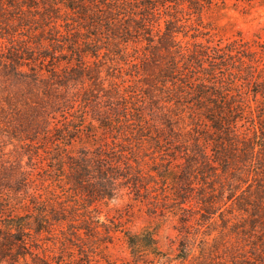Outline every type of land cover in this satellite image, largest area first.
<instances>
[{"label":"trees","instance_id":"trees-1","mask_svg":"<svg viewBox=\"0 0 264 264\" xmlns=\"http://www.w3.org/2000/svg\"><path fill=\"white\" fill-rule=\"evenodd\" d=\"M214 1L0 0L9 54L0 65L59 99L53 111L61 107L65 121L43 134L56 141L50 171L89 202L78 222L70 208L50 214L33 201L28 177L0 180V264H70L68 249L110 242L117 230L129 263L143 264L144 251L158 249L152 232L131 233L88 210L124 190L151 211L177 212L182 227L190 216L207 227L219 219L236 238L227 247L218 232L226 262L264 264V64L241 39L183 40L187 21ZM119 61L133 67L127 85L114 80ZM77 82L88 85L66 98L61 89ZM81 138L88 144L76 147ZM178 244L184 261L194 244L188 236Z\"/></svg>","mask_w":264,"mask_h":264},{"label":"rangeland","instance_id":"rangeland-1","mask_svg":"<svg viewBox=\"0 0 264 264\" xmlns=\"http://www.w3.org/2000/svg\"><path fill=\"white\" fill-rule=\"evenodd\" d=\"M200 17L198 19L196 14H193L187 21L185 30L188 33L183 39L184 42H192L194 39L205 41L210 35L215 41L221 40L223 43L234 38L241 39L247 47L256 52L255 56L264 64V0H225L224 3L217 0L211 6L205 7ZM7 45V42L0 39V59L8 60ZM121 62L122 68L114 73V80L119 86L130 82L132 77L129 73L133 68ZM23 70L28 71V68L24 67ZM87 85L85 82L84 84L77 82L61 91L67 98L81 93ZM104 85H107L106 81ZM58 100L56 97H45L40 84L15 74L11 66L0 65V180H3L1 183L4 184L16 185L18 179L28 177L31 180L28 186L34 187L33 190L36 189L38 193L32 200L42 209L54 214L60 212L61 208H70V212L76 214L72 218L79 222L88 214L84 207L89 202L86 203L82 196L72 191L63 181L56 179L54 172L57 171H50V165L53 163L47 153L55 147L56 141L48 142L43 135L47 126L51 128L65 121L61 107L53 111V108L57 107L54 104ZM129 100L132 104L133 100L131 98ZM98 104L102 109L103 101L100 100ZM79 113H74V116H78ZM33 138L34 140L31 141ZM108 140L110 141L111 138ZM88 141L87 138H81L75 141L74 145L80 147L82 144H88ZM20 170L26 172V176ZM122 193L114 198L92 203L88 206V210H95L92 213L98 215L102 221L117 222L116 226L128 229L131 233L144 230L152 232L157 239L158 249L156 253L144 251L140 261L143 264H235V262H226L228 259L226 250L220 242L217 243L219 230H225L221 227L222 223L219 219L207 227L198 224L196 217L190 216L187 217L188 225L182 227L177 212L173 214L170 210L151 211L141 199H132V194L126 193L125 190ZM62 226L66 228L65 223H62ZM225 232V238L228 240L225 245L228 247L236 238L227 230ZM184 236L190 238L194 249L192 248L190 256L182 261L176 254L178 242ZM82 237L86 236L82 234ZM46 238L50 240L47 241L50 244L49 250L57 252L58 246L53 237L46 235ZM89 239L86 241L89 242ZM92 240L97 242L92 248L85 246L81 251L77 250L78 247L68 249V258L69 256L71 258L68 262H71L70 264L76 262L77 264H130L129 262H132L122 231L113 232L110 242L100 243L95 237ZM200 240L207 242V256L203 258V262H199L197 243ZM209 253L210 259L205 260ZM257 263L240 262V264Z\"/></svg>","mask_w":264,"mask_h":264}]
</instances>
